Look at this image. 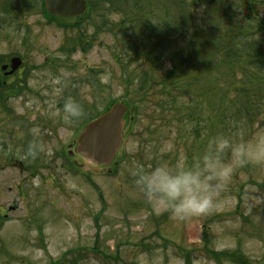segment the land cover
I'll return each instance as SVG.
<instances>
[{
  "label": "rangeland",
  "instance_id": "rangeland-1",
  "mask_svg": "<svg viewBox=\"0 0 264 264\" xmlns=\"http://www.w3.org/2000/svg\"><path fill=\"white\" fill-rule=\"evenodd\" d=\"M85 2L53 17L0 0V264H264V0ZM117 102L135 112L113 162L74 152ZM218 137L231 172L209 181L213 207L157 215L133 171L193 166Z\"/></svg>",
  "mask_w": 264,
  "mask_h": 264
},
{
  "label": "clouds",
  "instance_id": "clouds-1",
  "mask_svg": "<svg viewBox=\"0 0 264 264\" xmlns=\"http://www.w3.org/2000/svg\"><path fill=\"white\" fill-rule=\"evenodd\" d=\"M63 110L66 120L83 114L80 104L71 99L65 102ZM227 146L226 139L216 138L193 166L183 160L175 165L138 166L132 173L134 182L145 199L154 204L157 215L168 212L173 218L183 220L205 214L213 207L214 192L209 181L224 182L231 172V165H225L220 159ZM245 154L244 145L232 146L234 162H240Z\"/></svg>",
  "mask_w": 264,
  "mask_h": 264
},
{
  "label": "water",
  "instance_id": "water-1",
  "mask_svg": "<svg viewBox=\"0 0 264 264\" xmlns=\"http://www.w3.org/2000/svg\"><path fill=\"white\" fill-rule=\"evenodd\" d=\"M45 4L49 13L60 17L80 16L87 8L85 0H45ZM21 63L19 57L13 58L10 72L13 73ZM134 110L120 102L112 105L84 127L78 135L74 152L95 164L110 165L122 145L124 117Z\"/></svg>",
  "mask_w": 264,
  "mask_h": 264
},
{
  "label": "flooded vegetation",
  "instance_id": "flooded-vegetation-1",
  "mask_svg": "<svg viewBox=\"0 0 264 264\" xmlns=\"http://www.w3.org/2000/svg\"><path fill=\"white\" fill-rule=\"evenodd\" d=\"M13 58H14V57H13ZM13 58L10 59V64H9V65H8V64H3V65H1V70L3 71V73H4L5 75L13 74V73L17 70V69H16L13 73L10 72V70H11V61H12ZM21 65H22V63H21ZM21 65H20V66H21ZM4 66H7V67L4 68ZM20 66H19V68H20ZM0 85H1V82H0Z\"/></svg>",
  "mask_w": 264,
  "mask_h": 264
},
{
  "label": "trees",
  "instance_id": "trees-1",
  "mask_svg": "<svg viewBox=\"0 0 264 264\" xmlns=\"http://www.w3.org/2000/svg\"><path fill=\"white\" fill-rule=\"evenodd\" d=\"M176 68H173L170 72V75L167 77V80H171L175 76Z\"/></svg>",
  "mask_w": 264,
  "mask_h": 264
}]
</instances>
